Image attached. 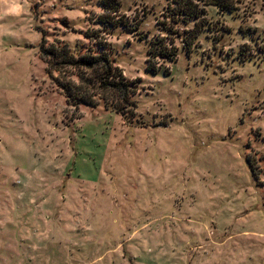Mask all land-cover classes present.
I'll return each mask as SVG.
<instances>
[{"label": "rangeland", "instance_id": "374dc122", "mask_svg": "<svg viewBox=\"0 0 264 264\" xmlns=\"http://www.w3.org/2000/svg\"><path fill=\"white\" fill-rule=\"evenodd\" d=\"M119 1L125 26L100 0L1 16L0 264H264V0L207 6L189 50L167 0ZM40 29L137 79L135 117L66 104Z\"/></svg>", "mask_w": 264, "mask_h": 264}, {"label": "trees", "instance_id": "16d2710c", "mask_svg": "<svg viewBox=\"0 0 264 264\" xmlns=\"http://www.w3.org/2000/svg\"><path fill=\"white\" fill-rule=\"evenodd\" d=\"M103 12L99 22L111 27L124 23L114 21L110 14H116L120 6L119 0H100ZM239 0H167L169 18L178 24L193 22V27L183 29L186 36L182 37L184 47L189 50L195 43L200 30L206 24V7L214 5L221 11L232 12ZM41 31V29H40ZM39 43L40 58L46 64V72L54 84L62 91L66 104L75 109L80 104L95 106L99 100L110 105L114 110L127 118V114L136 115L137 79H129L123 75L118 65L110 60L106 52L96 54L93 49L75 55L67 43L60 40L48 42L41 31ZM178 35V32H174ZM180 35V34H179ZM176 48L166 47L162 39L150 42L146 57V70L157 72L159 64L150 58H161L173 61L176 59ZM56 71L58 74L52 75ZM76 117V116H75ZM128 119V118H127Z\"/></svg>", "mask_w": 264, "mask_h": 264}, {"label": "crops", "instance_id": "0c3cea01", "mask_svg": "<svg viewBox=\"0 0 264 264\" xmlns=\"http://www.w3.org/2000/svg\"><path fill=\"white\" fill-rule=\"evenodd\" d=\"M8 1V2H6ZM21 4V0H0V29H2V18L1 16L5 14L4 16H10L15 14V9L18 7V5ZM8 27V26H7ZM6 40L3 36V34L0 32V57H2L6 51L7 47Z\"/></svg>", "mask_w": 264, "mask_h": 264}]
</instances>
